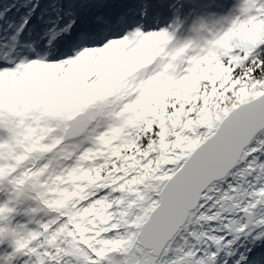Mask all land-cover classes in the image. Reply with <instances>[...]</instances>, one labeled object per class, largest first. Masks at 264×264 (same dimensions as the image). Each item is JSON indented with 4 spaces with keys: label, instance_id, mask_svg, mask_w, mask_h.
<instances>
[{
    "label": "snow or ice",
    "instance_id": "snow-or-ice-1",
    "mask_svg": "<svg viewBox=\"0 0 264 264\" xmlns=\"http://www.w3.org/2000/svg\"><path fill=\"white\" fill-rule=\"evenodd\" d=\"M0 264H264V0H0Z\"/></svg>",
    "mask_w": 264,
    "mask_h": 264
}]
</instances>
